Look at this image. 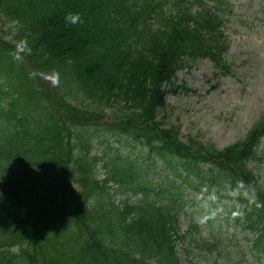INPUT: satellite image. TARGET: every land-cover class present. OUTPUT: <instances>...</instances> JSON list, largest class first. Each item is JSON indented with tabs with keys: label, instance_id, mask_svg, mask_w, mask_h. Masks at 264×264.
Returning a JSON list of instances; mask_svg holds the SVG:
<instances>
[{
	"label": "trees",
	"instance_id": "obj_1",
	"mask_svg": "<svg viewBox=\"0 0 264 264\" xmlns=\"http://www.w3.org/2000/svg\"><path fill=\"white\" fill-rule=\"evenodd\" d=\"M229 9L0 0V264H182L183 218L195 231L188 256L223 243L222 225L207 219L206 236L193 223L194 194L210 207L239 201L226 215L264 255V184L252 166L264 117L224 148L184 141L167 119L187 61L223 64Z\"/></svg>",
	"mask_w": 264,
	"mask_h": 264
},
{
	"label": "rangeland",
	"instance_id": "obj_2",
	"mask_svg": "<svg viewBox=\"0 0 264 264\" xmlns=\"http://www.w3.org/2000/svg\"><path fill=\"white\" fill-rule=\"evenodd\" d=\"M231 4L230 14L226 16L224 26L227 38V51L223 64L217 65L209 58H198L187 61L173 78L175 84L185 85L187 90L177 92L167 91V114L169 124L180 127L182 137L198 136L204 142L212 141L219 147H226L244 139L249 131L264 117V0H228ZM262 160L253 162L264 184V139L259 149ZM102 178V177H100ZM206 197L196 198L199 203L191 210H198L193 223L201 228V234L206 235L210 217L209 208H203L207 203ZM239 206L234 199H228V205ZM222 205L219 206V209ZM204 212H199L203 210ZM207 213V214H206ZM223 217V215H220ZM218 227L223 224L231 238L225 241L219 250L202 254L194 250L187 255L185 248L195 236L190 230L191 220L183 218L181 229L187 232V239L179 245L182 264H236L235 248L237 240L239 247L245 250L246 242L242 232L232 231L234 225L218 218L212 220ZM236 234L238 238L232 237ZM225 239L226 236H221ZM237 248L236 252L240 251ZM257 264H260L258 262Z\"/></svg>",
	"mask_w": 264,
	"mask_h": 264
},
{
	"label": "clouds",
	"instance_id": "obj_3",
	"mask_svg": "<svg viewBox=\"0 0 264 264\" xmlns=\"http://www.w3.org/2000/svg\"><path fill=\"white\" fill-rule=\"evenodd\" d=\"M78 17H79V14L77 13L76 15L69 14L67 18L74 22L76 19H78Z\"/></svg>",
	"mask_w": 264,
	"mask_h": 264
}]
</instances>
